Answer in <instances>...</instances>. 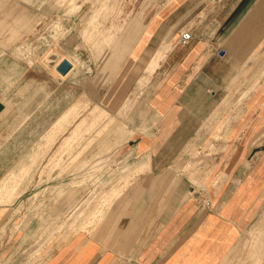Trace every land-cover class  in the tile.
<instances>
[{"label":"crops","instance_id":"0c3cea01","mask_svg":"<svg viewBox=\"0 0 264 264\" xmlns=\"http://www.w3.org/2000/svg\"><path fill=\"white\" fill-rule=\"evenodd\" d=\"M159 2L149 37L141 46L136 43L111 87L98 95L89 81L85 85L72 73L40 81L39 101L32 102V80L26 71L19 77L17 57L12 51L0 56V190L18 191L10 185L12 175L30 165L26 159H31L33 141L41 142L47 127L63 116L62 105H81L85 99L89 105H123L133 95L150 57L160 54L153 83L136 93L137 105H150L156 122L152 132L127 142L128 174L132 175L128 192L124 197L115 186L116 191H106L104 200L95 202L104 204L112 198L113 203L118 195L109 194L119 190L116 214L104 213L99 218L103 225L96 230L100 220L89 229L58 232L56 239L36 249L31 247L37 236L32 221L27 229L21 227L27 210L18 201L10 202L16 194L4 195L0 264H241L243 252L251 255L247 264L264 260V149L253 155L231 152L229 166L224 167L230 180L219 191L210 192V200L193 193L191 186L185 194L183 183L174 182L173 176L179 173L174 160L224 100L225 105L234 100L239 105L245 101L264 105V0ZM185 31H191L193 38L182 45ZM256 86L263 88L257 104V96L250 95ZM65 87L70 94L67 104ZM239 93L235 99L228 96ZM227 124L235 126L237 119ZM33 126H39L34 137L40 139L33 140ZM229 132L230 138L238 134L234 128ZM219 136L225 137L224 133ZM245 139L249 140V134ZM144 161L148 166L141 169ZM69 189L73 199L78 197L77 188ZM78 201L92 204L89 199ZM28 237L31 243L24 241ZM251 238H255V249L249 244L245 251V241Z\"/></svg>","mask_w":264,"mask_h":264},{"label":"rangeland","instance_id":"374dc122","mask_svg":"<svg viewBox=\"0 0 264 264\" xmlns=\"http://www.w3.org/2000/svg\"><path fill=\"white\" fill-rule=\"evenodd\" d=\"M56 2L51 3V0H7L3 3L0 2V56L2 54L5 56L12 51L20 60H17L16 68L20 71L19 77L23 78V72L26 71L27 79L32 80V102L39 101V82L50 80L52 76L58 75L53 68L54 62L49 61V57L55 53L76 60L74 75L77 73L76 76L80 77L81 83L86 81V85L89 81L90 87H96V93L99 90L101 93L108 90L114 79L111 82H105L104 79L107 74L104 72L103 64L105 51L110 50L111 45L107 43L103 45L102 50H98L95 40H98L102 34H115L117 36L119 30L124 27V23L135 17L137 13H141L139 15L142 19L139 22L141 25H147L141 40L137 42L141 46L149 37L152 14L160 4L159 0H118L117 2L110 0L109 8L104 9L102 7L104 0H77V5L73 6L71 4L57 6L55 5ZM114 6L115 8H113ZM88 33L91 34L88 36ZM124 35H129L128 30L124 31ZM127 58L128 55L122 62L128 60ZM153 76L154 74L141 90L150 87L153 83ZM261 89L256 86L254 88L255 93L250 94L257 96L255 104L262 96L259 92ZM82 92L83 86H81L80 94ZM134 92L135 89L132 93L133 105H128L124 110H121L120 107L126 104L128 98L123 105H89L88 102H85L87 99L82 101L81 105H62L63 115L72 106H77V110L80 112L74 118L73 123L61 126L49 125L47 135L42 137V141H33L30 151L31 159L29 161L26 159V163L30 165L24 168L22 172L13 174L10 179V185H16L18 191L21 192V194H16L10 202L18 201L27 210L21 227L27 229L32 221L31 229L37 234L36 240L31 244L32 248L34 246L38 249L47 242L53 241L58 232L63 231L65 234L79 228L89 229L88 225L93 224L85 226L82 224L81 226L80 223L84 221V218L90 217L97 206H101L95 202L104 200V193L111 191L113 187H120L124 197L127 194L126 187L130 185V177L132 176L128 174L131 164L126 154L127 149H129L128 140L123 142L120 147L118 146L119 148L115 147L116 151L105 155L103 159L94 158L89 150L86 151L88 149L86 142L90 137L88 132L77 137L72 143L73 145H66L64 141L75 127L76 122L89 116L91 109L96 106L108 111L110 115L112 114L114 121L126 124L127 128L131 127L128 129L134 130V137L138 134L152 132L156 117L150 105H137L140 98H137L138 96ZM240 94L228 96L235 99ZM48 95H50V89ZM69 97L70 94L67 93V87H65V104H67ZM144 99L145 102L148 101L147 91L144 93ZM245 104L239 105V101L234 100L232 105H225L224 100L217 107L219 108V123L221 124L219 132H229L234 128V133H238L236 136L226 140L222 136L216 138L214 131L206 133L205 130L202 139L197 142L198 145L194 153H186L183 150L174 160L173 165L179 171L173 175L175 177L174 182L183 183L185 194L190 193L189 186H191L193 193L197 192L201 198L210 200V192L219 191V188L230 180L231 174L229 176L228 170H225L224 167L229 166L228 156L231 152L236 154L243 150L244 154L246 151H250L249 154L253 155L254 152L264 149V109L260 105ZM36 106L38 107V105H33V107ZM52 113L49 110V118ZM35 116L38 117V114ZM233 118H238L237 124L235 126L228 125L227 123L231 122ZM250 125L252 128L248 131ZM32 128L33 140L40 139L39 136L34 137L39 133V126ZM247 134H249V140L246 142ZM254 141L256 143L252 145ZM91 149L96 150L93 151L94 154L99 150L94 145ZM83 160H89L86 167L82 170L80 168L75 170ZM97 169L99 171L95 172ZM122 173H126V175L124 174L123 178L118 180L117 177H120ZM201 178H204V181L199 182L197 179L200 180ZM73 186L78 189V197L64 202L61 190L65 188L68 190ZM88 199L92 204L86 202ZM78 200L86 203L80 205ZM117 201L119 199L111 204L103 205L107 215L116 214L119 207ZM102 225L103 220H100L99 225L95 226V230ZM21 227L19 226V228ZM31 240L33 239L28 237L24 241L31 243ZM30 243L27 245L28 247ZM249 244L251 249H255V238L246 239L245 251ZM27 252V256L30 258L31 252ZM249 254L244 252L241 254V264L242 261L248 263L247 258L249 259V256L251 258ZM260 264H264V260Z\"/></svg>","mask_w":264,"mask_h":264},{"label":"bare ground","instance_id":"6f19581e","mask_svg":"<svg viewBox=\"0 0 264 264\" xmlns=\"http://www.w3.org/2000/svg\"><path fill=\"white\" fill-rule=\"evenodd\" d=\"M1 1L3 3L4 1H7V0H0V2ZM55 1H57L56 4H55L57 6L58 5L62 6L64 4H71L72 6L73 5H77V0H51V3L55 2ZM115 1L117 2L118 0H115ZM109 4H110V0H104V2L102 3V7H104V9H107V8H109V6H108ZM113 8H115V6ZM139 14H141V13H137L135 17L131 18L126 23H124L123 24L124 27L121 30H119L117 36L115 34H110V35H103L102 34V36L98 40H95V45L97 46L98 50H102L103 49V45H105L107 43L111 45L110 46V50L105 51V54H104V59L105 60H104V64H103V69H104V72L107 74L106 78L104 77L105 78L104 79L105 82H111L114 79V77H115L114 75L116 74V71H118V69L120 68V66L122 64V61L125 58V56L129 55L132 52L133 48L135 47L136 43L139 40H141V37L143 36L144 31L147 28V25L146 26L145 25H141V23L139 21L142 19V17H140ZM35 20H36V18H35ZM92 21H95V20H92ZM93 24H96V23H93ZM57 26H59V25H57ZM142 29H143V32H142ZM125 30L126 31L128 30V34L129 35H127V36L124 35V31ZM89 34H91V33H88L87 35L89 36ZM6 36H7V34H6ZM55 43H57V42H55ZM159 58H160L159 51L157 53H155V55L150 57V59L148 60L147 66L145 68V71H144L143 75L141 76V78L138 81V84H137V87L135 88V92L134 93H137L138 90H141V88L144 85H147V83L150 81L151 76L154 74V72H155V70H156V68L158 66ZM65 59H68L72 63L73 67L66 74H62L58 70V66ZM49 61H52V63L54 62L53 68L55 69V71L57 72L58 75H62L63 77H65V76H67L69 74L74 73L75 66H76V60L71 58V57H68V56H64L63 57V56L58 55L57 53H55V54H53L52 56L49 57ZM75 75H77V73ZM101 82H103V81H101ZM132 98H133V96L131 98L128 97V101L126 102L125 105L120 107V109L124 110V109H126L128 107V105H133ZM260 106L262 107V109H264V105H260ZM255 108H256V106H255ZM79 112L80 111L77 110V106H72L68 111H66L64 113V115L60 119H58L55 122L54 125L55 126H57V125L61 126V125H64V124H67V125L72 124L73 121H74V118L79 115ZM111 115H110V113L108 111H106V110H104V109H102V108H100L98 106H96L95 108H92L89 116H86V117H84L81 120L76 122V125L72 129L71 133L66 136L64 144L69 145V146L73 145L72 143L75 141V139H77V137H79L80 135L82 136L85 132H88L90 137H89V140L86 142V147L88 148L86 151L89 150V152L93 154L92 157L103 159L105 157V155H107L109 153H114L116 151L114 148L115 147L117 148L118 146L120 147L121 145H123L122 144L123 142H125L126 140H129L130 138L134 137L135 136V132H134L133 129L129 130L128 128H131V127L127 128L126 124L121 123L119 121H114L112 119L113 116H111ZM236 119H238V118H236ZM219 126H221V124L219 123V108H217L214 111V113L211 115V117H209L204 122V124L200 127V129L198 130L197 135L187 144V146L184 149V152L192 154V153H194L196 151V148H197V145H198L197 142L202 139L205 130H206V133L214 131V135L216 136V138L219 137V135L221 134L219 132ZM142 127H143V125H142ZM251 128L252 127H250L249 130H251ZM144 131H145V129H144ZM227 133H231V132H227ZM224 135H225L224 139L227 140V139L230 138V135H227L226 132H224ZM93 145H94V147H98V149H99L96 152V154H94L95 152H93V151H96V150H94L95 148L91 149ZM88 161L89 160L81 161L79 163V165L77 166V168H75V170H77L79 168L82 170L84 167H86ZM139 165H140L141 169H145L148 166V162L144 161L143 163H141ZM97 171H98V169H97ZM97 171H95V172H97ZM196 173H197V171H196ZM118 178H120V177H118ZM193 178H194V176H193ZM204 178H201L200 180L197 179V180L200 182ZM116 189H115V191H116ZM77 191H78V189H76V192ZM118 191L119 190H117V192H115L117 194H115L114 191H112V194H109V195H112V196L118 195V196H115L117 198V197L120 196L118 194ZM17 193H18V191H17L16 188L0 190V202L2 201V199H4V195H6L7 197H14V195L17 194ZM61 194H63L64 202L68 201V200H71L73 198V195H72L71 191L67 190L66 188L64 190H61ZM115 197H113V198H115ZM107 198H108V195H107ZM116 198L113 201H115ZM111 199H109V200L111 201ZM106 201L107 200H105L104 204L108 203ZM102 202H101V206H97L92 211L90 217H87V218L83 219L84 221H82L80 223L81 226H82V224L84 226L87 225V224H94L97 221V219H99L100 217L103 216L104 213L106 214L107 211L105 212V207H103L104 204ZM110 204H111V202H110Z\"/></svg>","mask_w":264,"mask_h":264},{"label":"water","instance_id":"95a60500","mask_svg":"<svg viewBox=\"0 0 264 264\" xmlns=\"http://www.w3.org/2000/svg\"><path fill=\"white\" fill-rule=\"evenodd\" d=\"M72 67V63L68 59H65L59 64L58 70L62 74H66Z\"/></svg>","mask_w":264,"mask_h":264},{"label":"built area","instance_id":"2783aa9c","mask_svg":"<svg viewBox=\"0 0 264 264\" xmlns=\"http://www.w3.org/2000/svg\"><path fill=\"white\" fill-rule=\"evenodd\" d=\"M192 38L193 37H192L191 31H185L180 37V43L182 45H187L191 41Z\"/></svg>","mask_w":264,"mask_h":264}]
</instances>
